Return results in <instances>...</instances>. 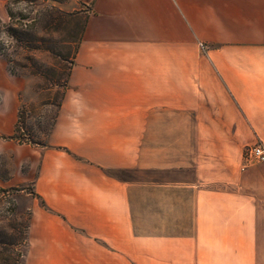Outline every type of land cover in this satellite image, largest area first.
Segmentation results:
<instances>
[{
    "label": "crops",
    "instance_id": "obj_1",
    "mask_svg": "<svg viewBox=\"0 0 264 264\" xmlns=\"http://www.w3.org/2000/svg\"><path fill=\"white\" fill-rule=\"evenodd\" d=\"M255 143L264 0H90L44 144L0 141L32 177L22 264H264Z\"/></svg>",
    "mask_w": 264,
    "mask_h": 264
},
{
    "label": "rangeland",
    "instance_id": "obj_2",
    "mask_svg": "<svg viewBox=\"0 0 264 264\" xmlns=\"http://www.w3.org/2000/svg\"><path fill=\"white\" fill-rule=\"evenodd\" d=\"M89 4L90 0H0V96L4 95V107L12 104L14 93L16 110L21 104L32 113L29 123L50 120L55 107L43 102L56 100L60 90L46 78L66 72L71 58L74 62ZM51 7L70 13L55 27L45 21V10ZM7 78L18 82L16 92L14 82ZM4 140L18 143L0 137V141ZM26 168L25 162L15 165L9 151L0 154V184L16 173L13 185L0 186V264H22L29 218L27 196L32 181V177L23 180ZM109 173L118 178L139 177L130 170Z\"/></svg>",
    "mask_w": 264,
    "mask_h": 264
},
{
    "label": "trees",
    "instance_id": "obj_3",
    "mask_svg": "<svg viewBox=\"0 0 264 264\" xmlns=\"http://www.w3.org/2000/svg\"><path fill=\"white\" fill-rule=\"evenodd\" d=\"M67 14L57 8H50L45 10V21L48 25L51 27H55L63 18V16H66ZM86 18V17H85ZM85 19L83 21V24L81 25V30L80 33L82 32V28L84 25ZM45 23V24H46ZM37 46H30L31 49H35ZM0 54L1 51H0ZM73 63V60L68 61V66L66 72L62 74H50V78H46V80H49L51 85L56 86L59 88V96L56 100L53 102H49L48 100L43 102V105H54L55 109L53 112V115L51 116L50 120H38L36 121L35 124L29 123V119L32 118V113L30 112L29 109L23 108L21 104L17 107L16 110V118L15 122L13 125V130L12 133L8 136H0L1 138H10L14 139L18 143H25V144H30V145H35V146H41L44 144V137L49 133L55 115L57 113V110L59 108L61 99L63 97V94L65 92L66 86H67V79L69 75V71L71 68V65ZM9 73H14L10 69H8ZM128 170H117V171H112V172H127ZM114 176L113 173H109Z\"/></svg>",
    "mask_w": 264,
    "mask_h": 264
},
{
    "label": "built area",
    "instance_id": "obj_4",
    "mask_svg": "<svg viewBox=\"0 0 264 264\" xmlns=\"http://www.w3.org/2000/svg\"><path fill=\"white\" fill-rule=\"evenodd\" d=\"M264 162V146L259 143L244 146L241 152V169H245L248 166Z\"/></svg>",
    "mask_w": 264,
    "mask_h": 264
}]
</instances>
